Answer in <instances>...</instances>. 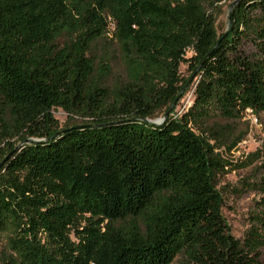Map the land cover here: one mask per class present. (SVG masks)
Wrapping results in <instances>:
<instances>
[{
	"label": "trees",
	"instance_id": "1",
	"mask_svg": "<svg viewBox=\"0 0 264 264\" xmlns=\"http://www.w3.org/2000/svg\"><path fill=\"white\" fill-rule=\"evenodd\" d=\"M109 32L124 77L89 55ZM182 64L193 100L173 117ZM57 107L81 123L58 128ZM247 109L264 112V0H237L221 32L201 0H0V162L20 143L0 167V264H262L264 176L237 238L210 142L213 117Z\"/></svg>",
	"mask_w": 264,
	"mask_h": 264
},
{
	"label": "rangeland",
	"instance_id": "2",
	"mask_svg": "<svg viewBox=\"0 0 264 264\" xmlns=\"http://www.w3.org/2000/svg\"><path fill=\"white\" fill-rule=\"evenodd\" d=\"M235 0H201L206 10L215 19L218 32L227 28L229 7ZM108 29L112 30V22L108 21ZM103 44L94 49L89 55L97 63H106L110 68L109 77H124V67L119 57L115 43L110 39V32ZM249 53L254 50L249 43L243 45ZM190 52L187 53V56ZM180 73L184 79L190 78L186 65H180ZM196 77H192L187 89L181 94L169 114L179 117L192 104L193 88ZM58 128L81 123L78 115H68L61 108L52 110ZM163 110L158 111L150 121L159 120L162 123ZM218 122L221 133L215 140L214 152L225 162L224 169L215 174V186L222 197V215L230 232L241 238L250 227L249 216L255 210V201L259 198L256 189L249 185L264 176V112L255 113L245 110L241 117L234 120L213 117L210 122ZM20 143H17L18 146ZM9 231H0L1 252L7 250ZM261 261L264 264V246L261 249ZM1 261V260H0Z\"/></svg>",
	"mask_w": 264,
	"mask_h": 264
},
{
	"label": "water",
	"instance_id": "3",
	"mask_svg": "<svg viewBox=\"0 0 264 264\" xmlns=\"http://www.w3.org/2000/svg\"><path fill=\"white\" fill-rule=\"evenodd\" d=\"M237 0H235V1H233L232 3H231V5L230 6H233V4H235V2H236ZM193 76H191L189 79H188V81H187V85L189 84V82H190V80H191V78H192ZM167 114V113H166ZM152 123H155V124H159V122H156V121H151ZM67 130V129H66ZM19 146V145H18ZM18 146H16L14 149H13V151H15L16 149H18L19 147ZM12 151V152H13ZM11 152V153H12ZM11 153H9L8 155H6L5 156V158L0 162V167L2 166V164L7 160V158L10 156V154Z\"/></svg>",
	"mask_w": 264,
	"mask_h": 264
},
{
	"label": "bare ground",
	"instance_id": "4",
	"mask_svg": "<svg viewBox=\"0 0 264 264\" xmlns=\"http://www.w3.org/2000/svg\"><path fill=\"white\" fill-rule=\"evenodd\" d=\"M156 122H159V120H156Z\"/></svg>",
	"mask_w": 264,
	"mask_h": 264
},
{
	"label": "built area",
	"instance_id": "5",
	"mask_svg": "<svg viewBox=\"0 0 264 264\" xmlns=\"http://www.w3.org/2000/svg\"><path fill=\"white\" fill-rule=\"evenodd\" d=\"M249 110V109H248Z\"/></svg>",
	"mask_w": 264,
	"mask_h": 264
}]
</instances>
